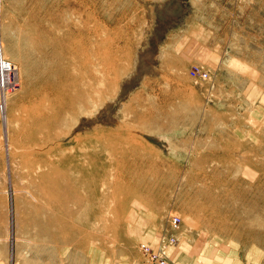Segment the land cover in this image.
I'll list each match as a JSON object with an SVG mask.
<instances>
[{
	"label": "rangeland",
	"instance_id": "1",
	"mask_svg": "<svg viewBox=\"0 0 264 264\" xmlns=\"http://www.w3.org/2000/svg\"><path fill=\"white\" fill-rule=\"evenodd\" d=\"M0 44V264H264V0H0Z\"/></svg>",
	"mask_w": 264,
	"mask_h": 264
},
{
	"label": "built area",
	"instance_id": "2",
	"mask_svg": "<svg viewBox=\"0 0 264 264\" xmlns=\"http://www.w3.org/2000/svg\"><path fill=\"white\" fill-rule=\"evenodd\" d=\"M192 77L205 79L207 73L198 69L191 72ZM19 88L18 75L14 66L9 62L3 54L2 46L0 44V115L4 116L6 112V95L7 93L16 91ZM180 224L178 217L169 219V225L172 230H177ZM175 242L173 235L164 236L157 249H153L148 244L142 243L139 245V252L144 259V263L132 264H170L169 259L166 257L164 250L167 245Z\"/></svg>",
	"mask_w": 264,
	"mask_h": 264
},
{
	"label": "bare ground",
	"instance_id": "3",
	"mask_svg": "<svg viewBox=\"0 0 264 264\" xmlns=\"http://www.w3.org/2000/svg\"><path fill=\"white\" fill-rule=\"evenodd\" d=\"M15 69V68H14ZM54 81H56V79L54 80ZM128 146V145H127ZM45 178V177H44ZM48 181V180H47ZM50 182H51V180H50ZM57 182V181H56ZM59 183V182H58ZM63 185V184H62ZM68 185H70V183L68 184ZM72 187V186H71ZM74 188H72V190H73ZM78 192V191H77ZM73 197V196H72ZM80 199V198H79ZM262 242V239L260 238V243ZM170 245H167V247H169ZM166 247V248H167Z\"/></svg>",
	"mask_w": 264,
	"mask_h": 264
}]
</instances>
